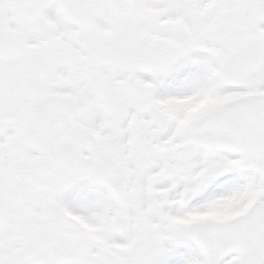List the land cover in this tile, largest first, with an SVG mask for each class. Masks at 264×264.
Listing matches in <instances>:
<instances>
[{
  "label": "snow or ice",
  "instance_id": "snow-or-ice-1",
  "mask_svg": "<svg viewBox=\"0 0 264 264\" xmlns=\"http://www.w3.org/2000/svg\"><path fill=\"white\" fill-rule=\"evenodd\" d=\"M0 264H264V0H0Z\"/></svg>",
  "mask_w": 264,
  "mask_h": 264
}]
</instances>
